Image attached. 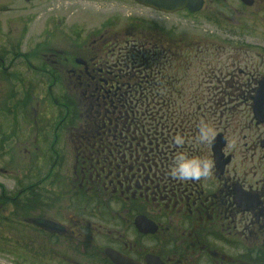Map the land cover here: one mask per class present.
I'll return each mask as SVG.
<instances>
[{"label":"flooded vegetation","instance_id":"1","mask_svg":"<svg viewBox=\"0 0 264 264\" xmlns=\"http://www.w3.org/2000/svg\"><path fill=\"white\" fill-rule=\"evenodd\" d=\"M62 1L144 13L108 14L87 30L66 25ZM237 2L203 9L237 14L241 27L246 11L264 9ZM182 13L133 0H0V164L26 162L12 186L0 181L1 256L115 264L110 249L124 264H264V114L254 104L264 53L223 68L207 96L205 51L166 28ZM200 120L214 128L211 144L194 141ZM179 151L211 160L210 177L172 179Z\"/></svg>","mask_w":264,"mask_h":264},{"label":"rangeland","instance_id":"2","mask_svg":"<svg viewBox=\"0 0 264 264\" xmlns=\"http://www.w3.org/2000/svg\"><path fill=\"white\" fill-rule=\"evenodd\" d=\"M224 4L236 5L237 0H221ZM209 3V0H206ZM65 1H62L60 6L64 13V19L66 25H78L83 26L85 29H91L95 22V19L103 20L104 16L113 13L121 14L122 17L127 15H141L144 10L140 6L134 5H106L110 10H102V6L97 10L93 3H77L78 10L69 8ZM83 5L85 8H83ZM67 9L69 10H65ZM83 8V9H81ZM208 8V7H207ZM205 8L201 13L194 15H185L182 13L178 16H169L166 18V28L173 29L174 27L181 29L182 38L184 43L197 44L202 51L205 53L202 55L208 58L207 63L200 66L198 69L199 75L201 76V84H203L204 94H207L208 90L216 87L217 78L222 79L223 76L220 72H225L223 68H227L228 71L235 70V67L242 66L245 63L244 54L250 56L254 53H264V9L257 13L252 11H246L244 15H241V26L234 24L237 22V14H210V9ZM72 9V10H70ZM224 8L218 7V11L223 13ZM73 13H72V12ZM215 15V16H214ZM230 18V19H228ZM226 19H228L226 21ZM226 23H229L227 25ZM210 49L206 50L204 47ZM238 59L235 60L234 58ZM239 61V62H234ZM235 64L232 65V64ZM209 70V71H208ZM211 70V71H210ZM209 75H208V74ZM208 75V76H207ZM235 95H233V98ZM237 100L233 101V105ZM235 113H241L239 107L234 109ZM249 116V114H248ZM239 119V118H238ZM236 119V120H238ZM241 119V118H240ZM7 123V122H6ZM26 162L18 157L13 158V161L1 162L0 167L7 169L10 174L3 176L0 174L1 183H5L6 187L12 186L13 181L11 176L14 178L17 174H23ZM5 239H0V246L3 244ZM1 252V248H0ZM0 264H14L13 260L8 257L0 255Z\"/></svg>","mask_w":264,"mask_h":264},{"label":"clouds","instance_id":"3","mask_svg":"<svg viewBox=\"0 0 264 264\" xmlns=\"http://www.w3.org/2000/svg\"><path fill=\"white\" fill-rule=\"evenodd\" d=\"M215 138L213 126L205 120L197 123V132L194 141L199 144H211ZM180 136L174 137L177 146L184 144ZM213 162L206 158L189 156L183 151L177 152L168 167V175L180 183L199 182L212 174Z\"/></svg>","mask_w":264,"mask_h":264},{"label":"water","instance_id":"4","mask_svg":"<svg viewBox=\"0 0 264 264\" xmlns=\"http://www.w3.org/2000/svg\"><path fill=\"white\" fill-rule=\"evenodd\" d=\"M139 4L144 6H150L155 8L156 10H162L167 13L175 12L178 10H182L183 8H187L189 11L194 12L198 11L202 8V0H134ZM246 5H250L252 0H241ZM261 88L257 92V96L255 98V110L259 113L264 114V78L262 82H260ZM33 222L37 223L40 226H46L45 221H41L39 219H33ZM108 256L112 261L116 264H124L123 258L119 256L116 252H108ZM126 264H128L126 262Z\"/></svg>","mask_w":264,"mask_h":264},{"label":"bare ground","instance_id":"5","mask_svg":"<svg viewBox=\"0 0 264 264\" xmlns=\"http://www.w3.org/2000/svg\"><path fill=\"white\" fill-rule=\"evenodd\" d=\"M201 57H203V56H201ZM209 71V70H208ZM208 74V73H207ZM262 82V81H261ZM112 250H110V249H105V253L107 254V256H108V252H111ZM113 252V251H112Z\"/></svg>","mask_w":264,"mask_h":264}]
</instances>
